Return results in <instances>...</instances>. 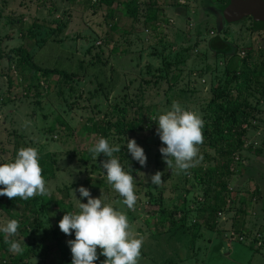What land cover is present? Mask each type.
I'll return each mask as SVG.
<instances>
[{
  "label": "rangeland",
  "instance_id": "1",
  "mask_svg": "<svg viewBox=\"0 0 264 264\" xmlns=\"http://www.w3.org/2000/svg\"><path fill=\"white\" fill-rule=\"evenodd\" d=\"M111 1L0 0V164L13 162L20 148H36L43 171L50 163L54 174L44 177L50 194L35 197L43 204L44 197L57 202L49 210L36 202L41 227L18 231L10 239L22 251L9 253L25 264H63L56 235L70 240L75 234L65 235L58 224L66 212L78 211L76 198L87 203L78 191L73 194L83 186L125 212L144 237L139 264H264V180L245 177L264 149V90L258 82L250 81L246 116L236 124L245 137L225 179L229 192L212 216L203 213L207 181L201 177L216 165L209 149L214 103L238 96L234 76L248 61L258 63L256 75L264 72L253 20L227 23L221 13L226 0ZM152 1L156 20H149ZM215 37L238 52L217 57ZM22 49L37 66L56 72L47 79L37 72L20 74L16 53ZM30 83L41 87L42 97L28 95ZM173 101L204 122L202 159L187 173L167 169L159 151L164 145L156 122ZM131 105L144 109L145 122L127 129L123 123L135 116ZM101 137L121 145L114 155L135 178V210L106 182L104 154L95 160L88 152ZM129 139L144 149L146 167L132 159ZM157 171L163 173L159 186L150 181ZM19 214V208L0 207V225L19 221ZM194 224L200 228L192 240ZM104 259L99 255L96 264Z\"/></svg>",
  "mask_w": 264,
  "mask_h": 264
},
{
  "label": "clouds",
  "instance_id": "2",
  "mask_svg": "<svg viewBox=\"0 0 264 264\" xmlns=\"http://www.w3.org/2000/svg\"><path fill=\"white\" fill-rule=\"evenodd\" d=\"M156 123V134L164 145L159 151L167 169L176 174L187 173L202 159L199 147L204 141L202 118L173 101L171 109L159 115ZM127 150L133 160L146 167V154L135 139L127 141ZM88 152L95 160L104 154L107 159L101 162V166L106 171V182L123 198L122 203L129 210H135L138 200L135 178L131 172L124 170L119 158L114 155L121 152V145H111L101 137L88 148ZM162 176L163 173L157 171L150 177L151 183L161 185ZM0 186V196L10 200L49 195L38 150L20 148L13 162L0 164ZM75 191L80 193L81 198H87V203L76 198L78 211L66 212L58 224L65 235L75 234V239L67 242L72 264H96L99 255L105 257L101 264H139L144 237L135 231L127 214L104 203L102 195L94 198L88 188L79 187L74 190V196ZM18 228L19 221L16 219L0 225L4 241L13 252L22 251L21 244L10 239L18 234Z\"/></svg>",
  "mask_w": 264,
  "mask_h": 264
},
{
  "label": "trees",
  "instance_id": "3",
  "mask_svg": "<svg viewBox=\"0 0 264 264\" xmlns=\"http://www.w3.org/2000/svg\"><path fill=\"white\" fill-rule=\"evenodd\" d=\"M106 2L108 5L112 4L111 0H102ZM227 1V0H226ZM226 3V2H225ZM157 2H151V10L149 13V20H156L158 11L154 9ZM224 6V4H221ZM223 17V16H222ZM253 29L255 30H264L257 29V26L254 25ZM59 29L62 26L58 27ZM212 50L216 53L217 57H225L229 54H236L238 52V48L228 41H225L219 37H215V39L211 40ZM18 56V61L16 67L19 69V73L27 76H32L33 73H40L42 77L45 79L49 78V74L52 72L50 69H45L40 66H37L31 59L29 55V51L27 49H22L16 53ZM262 61L259 59V62ZM27 66L28 69L24 68ZM256 69H258V63L253 61H248L246 65H244L242 71L239 75L234 76L239 80V90L238 96L236 97H225L223 101L214 103L213 105V115L214 119L209 127H211V137H209V149L213 150L216 155L213 160L216 162L214 168H210L209 170L203 172L201 177L206 180L207 187L205 189V202H204V214H209L210 216L213 213L219 212L221 207L225 202V194L229 192L228 185L226 182V178L231 176L232 168L236 159L235 153L240 150L243 146V141L245 137V132L241 130V128H237L236 124L239 123L240 120L246 113L244 112L245 106H248V88L250 81L258 82V85L261 89L264 90V72L263 74L256 75ZM63 72H59L58 74H62ZM226 88V87H225ZM41 87L37 85H33L32 83L26 86V90L28 95H30L31 91L38 97H42V93L40 92ZM137 105H131V108H135V116L128 117L126 122L123 123V127L127 129H134L139 127L142 123L145 122L144 109L142 107H137ZM121 128V127H120ZM208 157V156H207ZM52 164L46 165L47 169L43 171V176L53 177ZM49 174V175H48ZM2 187V186H0ZM214 196L213 199V195ZM40 198H30L28 200H22L19 197L16 199H9L6 196H0V207L4 210H9L11 207H16L20 209V214L17 217L19 219V228L18 231H22L24 233L27 232L29 228L41 227L42 222L40 218V214L38 209L36 208V202H40L41 207L45 204V208L49 210L52 209L53 206L57 205V202L52 203V198H43L45 200L44 204L41 203ZM211 200H214L215 207H211ZM62 202V201H61ZM63 215V214H62ZM194 232L192 234L194 240V236L197 235V230L200 228L199 225L194 224ZM193 231V230H192ZM55 238V236H54ZM197 238V237H196ZM75 237H72L70 240H74ZM57 246L63 257L61 261H64L63 264H70L68 259L70 258L67 255V246L69 240H65L62 236L59 237L56 235ZM70 248V247H69ZM99 254V249L97 250ZM29 251L24 255H28ZM0 264H25V260L23 257L19 258L16 255L9 253V247L5 243L4 239L0 236ZM23 255V256H24ZM72 255V254H71Z\"/></svg>",
  "mask_w": 264,
  "mask_h": 264
},
{
  "label": "water",
  "instance_id": "4",
  "mask_svg": "<svg viewBox=\"0 0 264 264\" xmlns=\"http://www.w3.org/2000/svg\"><path fill=\"white\" fill-rule=\"evenodd\" d=\"M221 13L229 24L249 17L257 29H264V0H227L221 7Z\"/></svg>",
  "mask_w": 264,
  "mask_h": 264
},
{
  "label": "crops",
  "instance_id": "5",
  "mask_svg": "<svg viewBox=\"0 0 264 264\" xmlns=\"http://www.w3.org/2000/svg\"><path fill=\"white\" fill-rule=\"evenodd\" d=\"M251 31H253V30H251ZM252 33L256 34L255 37H256V40L258 42V47H259L257 55L260 56L259 58L261 60H263L262 63L264 64V30H259V31L252 32ZM254 157L257 160L253 161L252 164L254 165V167H255V164H257L258 167L257 168L250 167V172L245 177L251 176V177L260 178V180L261 179L264 180V178H262L264 176V175H262L264 173V149H263V152H258V154L255 155ZM247 220L250 221V219H247ZM253 223H254L253 220H251V222H249L248 226H249V228L253 229L252 230L253 232H255V227H254ZM251 237L254 238V235H251Z\"/></svg>",
  "mask_w": 264,
  "mask_h": 264
},
{
  "label": "flooded vegetation",
  "instance_id": "6",
  "mask_svg": "<svg viewBox=\"0 0 264 264\" xmlns=\"http://www.w3.org/2000/svg\"><path fill=\"white\" fill-rule=\"evenodd\" d=\"M226 3H227V1H226Z\"/></svg>",
  "mask_w": 264,
  "mask_h": 264
}]
</instances>
